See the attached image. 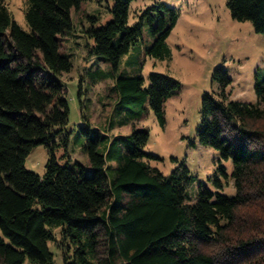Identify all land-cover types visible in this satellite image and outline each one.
I'll list each match as a JSON object with an SVG mask.
<instances>
[{"label": "trees", "instance_id": "obj_1", "mask_svg": "<svg viewBox=\"0 0 264 264\" xmlns=\"http://www.w3.org/2000/svg\"><path fill=\"white\" fill-rule=\"evenodd\" d=\"M89 1L27 0V29L0 4V264H54L49 244L56 241V229L65 264H264L260 70L255 103L231 98L233 79L223 66L213 73L216 89L202 97L198 138L222 160L233 161L234 196L221 192L230 177L220 165L217 190L202 184L190 203V170L182 165L165 175L152 165L159 157L146 151L149 131L134 127L129 135H111L112 119L101 130L84 117L79 128L87 163H63L57 156L61 149L68 152L70 139L62 77L73 62L62 42L74 30L73 10ZM134 1L112 0V19L83 29L89 57L111 65L107 74L90 75L95 84L114 78L113 113L139 119L150 105L165 127L166 104L181 83L157 72L147 83L140 73H121L120 65L142 39L145 25L154 38L145 54L171 58L168 39L179 16L176 9L156 4L130 25ZM226 2L234 20L251 22L264 36V0ZM37 146L49 152L44 175L25 166Z\"/></svg>", "mask_w": 264, "mask_h": 264}, {"label": "rangeland", "instance_id": "obj_2", "mask_svg": "<svg viewBox=\"0 0 264 264\" xmlns=\"http://www.w3.org/2000/svg\"><path fill=\"white\" fill-rule=\"evenodd\" d=\"M0 4L8 7L22 28H28L25 19L27 0H0ZM156 4L176 9L179 16L168 39L171 58L161 61L145 54L154 43L150 28L145 25L142 39L123 58L120 72L129 75L140 73L147 83L150 74L157 72L170 75L181 83L177 95L166 104V126H161L150 105H147L145 114L139 119L129 116L128 112L127 115L113 113V98L109 90L114 86V78L108 75L106 80L97 84L92 81L90 72L107 74L111 72V65L107 61L89 57L82 31L93 22L102 25L110 21L113 2H85L81 9L73 10L74 30L62 42L63 52L73 62V69L62 77L69 100L70 115L66 133L70 134V139L68 152L61 149L57 156L63 163L68 159L87 163L88 157L83 152L86 140L79 128L83 125L84 117L91 122V127L101 130L112 119L115 129L111 135H129L134 127L149 131L150 140L146 151L159 157L152 165L165 175H170L182 165L190 170L193 177L188 189L190 203L196 201L202 184L217 190L214 181L220 165L226 167L230 177L221 192L234 196L233 161L222 160L218 151L199 141L201 102L205 92L216 89L212 77L218 66H223L233 79L230 87L233 100L257 102L256 75L259 70L264 75V36L255 31L251 22L234 20L226 0H136L130 8V25L138 23L142 11ZM122 121L125 123L120 124ZM48 160V149L37 146L27 157L25 166L34 173L44 175ZM221 179L225 180L224 177ZM60 232V229L54 230L56 241L49 244L54 254V264H65L64 253L59 246Z\"/></svg>", "mask_w": 264, "mask_h": 264}]
</instances>
